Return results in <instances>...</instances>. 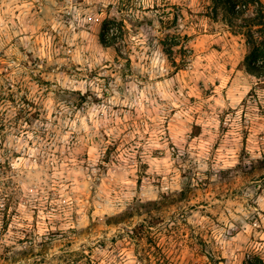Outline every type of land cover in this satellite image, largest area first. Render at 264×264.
I'll return each instance as SVG.
<instances>
[{"label":"clouds","instance_id":"clouds-1","mask_svg":"<svg viewBox=\"0 0 264 264\" xmlns=\"http://www.w3.org/2000/svg\"><path fill=\"white\" fill-rule=\"evenodd\" d=\"M0 264H264V0H0Z\"/></svg>","mask_w":264,"mask_h":264}]
</instances>
